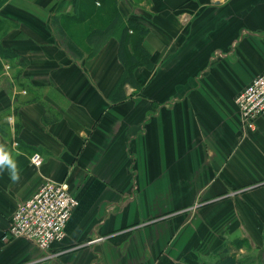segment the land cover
Listing matches in <instances>:
<instances>
[{"label": "crops", "instance_id": "0c3cea01", "mask_svg": "<svg viewBox=\"0 0 264 264\" xmlns=\"http://www.w3.org/2000/svg\"><path fill=\"white\" fill-rule=\"evenodd\" d=\"M115 2L148 28L150 64L133 72L143 91L116 88V35L92 54L71 33L73 0L0 7V144L19 176L0 169V264H214L263 250L264 114L244 129L235 97L264 69V0ZM47 179L79 200L66 238L4 241Z\"/></svg>", "mask_w": 264, "mask_h": 264}, {"label": "built area", "instance_id": "2783aa9c", "mask_svg": "<svg viewBox=\"0 0 264 264\" xmlns=\"http://www.w3.org/2000/svg\"><path fill=\"white\" fill-rule=\"evenodd\" d=\"M235 103L242 127L254 130L257 120L264 114V69L238 92ZM42 162L41 153L34 152L31 163L40 166ZM78 203L67 180L47 179L18 204L3 239L10 241L22 237L41 250H48L53 243L66 238V224Z\"/></svg>", "mask_w": 264, "mask_h": 264}, {"label": "trees", "instance_id": "16d2710c", "mask_svg": "<svg viewBox=\"0 0 264 264\" xmlns=\"http://www.w3.org/2000/svg\"><path fill=\"white\" fill-rule=\"evenodd\" d=\"M7 0H0V7L6 2ZM84 1L85 0H73V6L76 9L77 13H74V16H77V14H80L84 17H90L94 13L96 0H87V8L84 9ZM104 1H110V0H100L101 3H105ZM92 2V4H91ZM114 3L116 5V2L114 0ZM90 5V6H89ZM114 5V4H113ZM89 6V7H88ZM84 9V10H83ZM107 16L110 18L108 19L106 25L102 28L100 27H94L91 32L87 35V38L90 40V42L93 44L94 48L92 50V54H94L98 48V44L101 40L110 37L112 35H116L120 41V58L126 65V71L121 76L120 80L118 81L116 88L118 90H121L126 83L134 84L135 86H138V82L136 81L134 77V70L140 63H148L150 62V56L146 49H144L142 42L143 38L148 32V28L141 24L137 19H129L127 22L124 21L123 15L121 12L118 11L117 6H113V9H111L110 12L107 11ZM136 32L135 36L132 37V32ZM68 46L70 49L77 52L78 47L75 46L71 41H68ZM97 44V45H96ZM132 49H138L140 52L145 53L148 58L147 61H141L134 57V55L130 58L127 57V49L125 47H129ZM143 63V64H144ZM237 247L239 248L243 242H237ZM264 257V249L259 250L257 256L253 255H247L242 258H237L234 254H229L227 251L225 253L221 254L218 260L214 264H256L258 261L260 264H264L261 262V258Z\"/></svg>", "mask_w": 264, "mask_h": 264}, {"label": "rangeland", "instance_id": "374dc122", "mask_svg": "<svg viewBox=\"0 0 264 264\" xmlns=\"http://www.w3.org/2000/svg\"><path fill=\"white\" fill-rule=\"evenodd\" d=\"M140 1V0H139ZM96 4H95V9H94V13L90 16V17H84V16H81L80 14H77V16H75V19L74 21L72 22H68L70 25H74V24H77L78 26H73L74 29L72 28V34L74 36H76V39H78L80 42H82L84 40V38L88 35V33L94 28V27H104L108 21V16H107V11H111V9H113V5L112 1H110L111 3H109L108 5H103V6H99V2L100 0H96L95 1ZM87 0L84 1V9L87 8L86 4H87ZM92 4V2H91ZM90 6V5H89ZM88 6V7H89ZM107 6V7H106ZM83 9V10H84ZM107 9V10H106ZM88 21V22H86ZM85 22V23H84ZM84 24H86L87 26H84ZM76 33V34H75ZM83 35V36H82ZM136 34H134L135 36ZM83 37V38H82ZM210 41V40H208ZM127 49V57L130 58L131 55L134 57L136 56L137 59L141 60V61H147V58L148 56L145 54V53H142L140 52L138 49H132L129 47H125ZM144 63V62H143ZM147 63V62H146ZM148 64H150V62H148ZM147 81V79H146ZM147 84H145V81L141 82V83H138V87L140 86V89L141 91H143V87H146ZM149 86V85H148ZM143 97H148V95H144ZM150 101L152 102V98L150 99ZM250 132V131H249ZM34 153L31 154V156L33 155ZM42 155V154H41ZM31 156H30V160H31ZM43 157V155H42ZM44 160V158H43ZM258 250H246L245 253L239 255L237 258H242L244 257L243 255L245 254H249V255H253V256H257ZM262 263H264V257L260 259ZM256 264H260L259 261L256 263Z\"/></svg>", "mask_w": 264, "mask_h": 264}, {"label": "clouds", "instance_id": "9594fccd", "mask_svg": "<svg viewBox=\"0 0 264 264\" xmlns=\"http://www.w3.org/2000/svg\"><path fill=\"white\" fill-rule=\"evenodd\" d=\"M5 166H7V169L10 172V178L13 181L18 180L17 165L11 158L10 154L5 150V146L0 144V169H3Z\"/></svg>", "mask_w": 264, "mask_h": 264}]
</instances>
